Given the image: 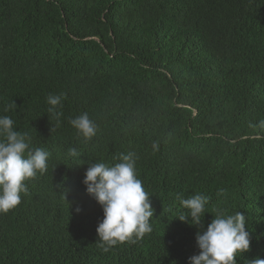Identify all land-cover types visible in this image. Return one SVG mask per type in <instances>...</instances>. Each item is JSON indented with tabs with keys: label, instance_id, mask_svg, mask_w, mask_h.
I'll use <instances>...</instances> for the list:
<instances>
[{
	"label": "trees",
	"instance_id": "1",
	"mask_svg": "<svg viewBox=\"0 0 264 264\" xmlns=\"http://www.w3.org/2000/svg\"><path fill=\"white\" fill-rule=\"evenodd\" d=\"M50 94L65 97L59 122ZM83 113L87 141L69 123ZM0 116L50 154L0 214V264H189L200 227L178 196L197 193L201 228L245 215L237 264L264 259V0H0ZM129 152L153 231L105 252L83 180Z\"/></svg>",
	"mask_w": 264,
	"mask_h": 264
},
{
	"label": "clouds",
	"instance_id": "2",
	"mask_svg": "<svg viewBox=\"0 0 264 264\" xmlns=\"http://www.w3.org/2000/svg\"><path fill=\"white\" fill-rule=\"evenodd\" d=\"M64 94L48 95V113L59 122L63 115ZM15 101L5 111L16 108ZM14 120L0 116V214H6L21 203V194H27L26 181L48 169L49 153L43 148H32L26 132L14 128ZM69 123L84 140L97 134V125L87 113L69 119ZM264 127V121L260 122ZM52 127L51 132L54 130ZM71 157L79 154L70 148ZM120 162L108 166L103 162L89 164L83 180L87 193L101 205L103 219L98 223L99 246L108 252L112 247L125 242L135 243L153 231L151 218L154 216L151 199L145 191L136 170L135 153L120 156ZM222 191L217 195H221ZM180 204L188 215L180 214L178 219L200 227L196 234L199 254L189 257V264H237L238 254L248 252L251 233L247 230V219L242 212L227 215L218 211L207 227L201 228V217L209 198L195 194L188 198L178 196ZM82 209L77 208L80 212ZM193 224V223H190ZM247 264H264V259L247 260Z\"/></svg>",
	"mask_w": 264,
	"mask_h": 264
}]
</instances>
